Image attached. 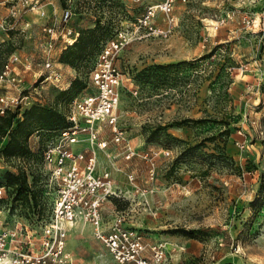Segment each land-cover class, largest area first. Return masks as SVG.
<instances>
[{
  "label": "rangeland",
  "instance_id": "374dc122",
  "mask_svg": "<svg viewBox=\"0 0 264 264\" xmlns=\"http://www.w3.org/2000/svg\"><path fill=\"white\" fill-rule=\"evenodd\" d=\"M42 2L44 16L26 10L16 22L0 5V65L14 51L28 56L35 66L24 84L35 87L49 27L52 59L74 82L65 90L39 83L41 117H31L28 129H41L38 137L28 136L14 155L0 151V219L46 217L53 189L35 144L64 125L72 94L91 88L102 44L120 28L132 30L143 7L134 0ZM173 15L168 36L132 39L115 60L126 77L116 112L123 139L113 141L106 128V146H93L97 171H108L116 191L105 217L122 212L145 242H162V264H264V0L178 1ZM155 22L164 26L162 14ZM144 152L152 156V179ZM8 172L17 177L12 183ZM81 222L70 227L73 264H114Z\"/></svg>",
  "mask_w": 264,
  "mask_h": 264
},
{
  "label": "built area",
  "instance_id": "2783aa9c",
  "mask_svg": "<svg viewBox=\"0 0 264 264\" xmlns=\"http://www.w3.org/2000/svg\"><path fill=\"white\" fill-rule=\"evenodd\" d=\"M42 1L0 0V5L6 7L13 22H16L26 10L44 16ZM134 1L143 6L135 18L134 28H120L102 44L90 69L91 88L74 94L65 113L69 125L41 147V160L53 189L46 217L41 220L36 216L0 219V264H70L71 253L66 247V240L70 222L76 220L90 225L94 238L102 242L116 264H162L166 260L167 250L163 243L145 242L138 231L126 225L122 212H115L110 220L105 219L103 205L116 195V191L112 188L113 181L108 171H97L93 148L94 144L98 148L106 146L102 137L106 128L112 133L113 141L123 139L121 130L116 126L117 107L126 79L124 72L115 64L119 51L132 39L168 36L177 21L173 15L175 2L188 0ZM159 13L164 17L163 27L155 22ZM69 14L70 10L66 9L64 19ZM246 22L249 23L250 19ZM27 26L28 22H25L23 29ZM43 29L49 32V36L44 41L45 57L40 63L41 68L35 72L39 81L35 79V82H49L65 89L73 77L65 75L61 63L52 59L57 54L53 50L54 31L49 27ZM66 45L59 47V51ZM32 64L35 66L31 58L15 51L3 60L0 65V114L14 111L21 117L25 108L42 103L35 96L38 84L32 89L24 84L23 74ZM128 89L133 94L137 92L132 86ZM31 136L38 137V133ZM86 138L90 143L85 144ZM81 141L85 145H76ZM35 146L38 147L37 144ZM162 153L167 155L168 150L164 149ZM132 155L130 147L126 148L125 157ZM142 157L149 164L148 174L152 179V156L144 152ZM3 191L4 186L0 185V198Z\"/></svg>",
  "mask_w": 264,
  "mask_h": 264
},
{
  "label": "trees",
  "instance_id": "16d2710c",
  "mask_svg": "<svg viewBox=\"0 0 264 264\" xmlns=\"http://www.w3.org/2000/svg\"><path fill=\"white\" fill-rule=\"evenodd\" d=\"M73 82H74V78L71 80V83L67 88H69ZM67 88H65V89H67ZM65 89H61V90H65ZM78 91H81V90L77 89L72 94L71 99L74 96V94L77 93ZM71 99H70V101H71ZM40 106H41L40 104H33V105L29 106L28 108H25L21 113V117H18L16 112H14V111H8V112H5L4 114H0V137L2 138V139H0V144H1L0 151L4 155L11 156V155H14L18 152H21L26 147V145L24 143L25 139L29 138L35 132H37L39 135L41 129L40 130L36 129L35 132L29 131L28 129L31 127V124H30L31 117H33L34 115L39 117V118L41 117L39 114V113H41V111H37V108ZM63 120H64V125L57 131L56 135L63 128H65L69 125L66 118H65V114L63 116ZM7 136H9L8 140H6ZM41 147L39 145L37 147V149L40 150V157H41ZM7 176H8L9 183H12V180L17 178L12 172H8ZM37 219H39L38 216H37Z\"/></svg>",
  "mask_w": 264,
  "mask_h": 264
},
{
  "label": "crops",
  "instance_id": "0c3cea01",
  "mask_svg": "<svg viewBox=\"0 0 264 264\" xmlns=\"http://www.w3.org/2000/svg\"><path fill=\"white\" fill-rule=\"evenodd\" d=\"M229 36V35H228ZM107 202H109V200H107L105 203H104V205H103V213H104V217H105V215H106V211H105V204L107 203ZM115 212H117L116 210H114L113 211V215L115 214ZM112 215V216H113ZM105 219H106V217H105ZM80 225H82V223L80 224ZM90 226V225H89ZM70 227H72V226H70ZM70 227H69V231H68V235H67V240H66V247H67V249L70 251V253H71V250H70V248H69V240H70V242H71V239L69 238V236H70V233L75 229V228H73V230L71 231L70 230ZM91 228V227H90ZM80 231H82V230H80ZM77 232V231H76ZM91 233H92V231H91ZM94 237V236H93ZM144 240V239H143ZM99 241V240H98ZM145 241V240H144ZM147 242V241H146ZM101 244H102V242H101ZM103 245V244H102ZM104 246V245H103ZM105 248V247H104ZM106 249V248H105ZM107 251V250H106ZM108 252V251H107ZM109 254V253H108ZM110 255V254H109ZM111 256V255H110ZM112 257V256H111ZM112 261L114 262V260H113V258H112ZM70 264H73V258H72V253H71V262H70ZM114 264H116L115 262H114Z\"/></svg>",
  "mask_w": 264,
  "mask_h": 264
},
{
  "label": "bare ground",
  "instance_id": "6f19581e",
  "mask_svg": "<svg viewBox=\"0 0 264 264\" xmlns=\"http://www.w3.org/2000/svg\"><path fill=\"white\" fill-rule=\"evenodd\" d=\"M67 40V38H65ZM66 44H67V41H66ZM68 45V44H67ZM85 143H90L89 141V138H86L85 139ZM81 143H77L76 145H80ZM94 151H95V156H96V166H97V153H96V150L94 148ZM71 223V226L75 225L76 222H70ZM81 223H85V222H81ZM87 224V223H86Z\"/></svg>",
  "mask_w": 264,
  "mask_h": 264
}]
</instances>
